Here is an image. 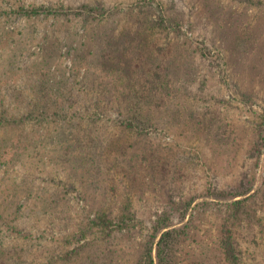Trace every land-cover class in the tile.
<instances>
[{"label": "rangeland", "instance_id": "1", "mask_svg": "<svg viewBox=\"0 0 264 264\" xmlns=\"http://www.w3.org/2000/svg\"><path fill=\"white\" fill-rule=\"evenodd\" d=\"M82 1L0 0V115L7 109L8 116H24L20 121L0 123V208L6 209L7 220L15 217L25 232L36 236L37 259L55 257L84 241H61L60 237L89 222L101 206L117 209L129 195L137 209V232L124 242L132 256L130 264H137L157 213L188 198L191 204L182 217L173 214L176 226L188 223L173 264H227L219 239L227 218L226 202L232 195L213 196L209 190L245 192L232 197H250L247 213L235 227L241 261L264 264V0H166L170 11L183 17L180 30L168 32L166 48L160 51L137 41L127 53L139 68L156 69L169 83L166 90L151 78L140 84L142 100L133 110L135 123L126 130L122 128L128 125L124 119L130 110L125 100L128 93L116 90L115 78L107 76L105 69L119 58L117 47L124 44L99 49L95 42L89 43L94 30L105 36L104 28L108 30L112 19L109 13L101 23L79 26L76 19L67 21L54 10L31 18L17 12L20 4L56 6ZM92 1H102L107 7L130 2ZM117 17L123 22L107 36L117 35L123 23L136 29L127 14ZM7 36L18 39L17 43L10 45ZM151 51L159 61L156 67L148 60ZM23 56L37 70L33 76L29 73L34 79L42 74V67L44 71L50 67L57 78L69 79L61 88L72 91L64 105L67 114L61 115L67 120L75 110H86L89 98H105L97 121L87 125L85 117L83 125L87 126L76 129L75 137L93 135L94 139H77V144H83L85 151L98 148L100 154L103 143L109 141L111 158L115 156L109 174L103 172V178L70 174L72 159L64 147H58L57 136L48 133L58 117L38 118L35 104L26 103L9 83L2 85L13 76L22 79L18 62ZM95 59L100 66L92 71L89 63ZM11 91L2 102V92ZM30 112L33 116L28 118ZM143 121V127L136 124ZM118 134H125L122 145L111 139ZM103 166L108 167L107 155ZM57 167L59 173L51 176ZM7 199L21 205L19 216L8 215Z\"/></svg>", "mask_w": 264, "mask_h": 264}, {"label": "trees", "instance_id": "2", "mask_svg": "<svg viewBox=\"0 0 264 264\" xmlns=\"http://www.w3.org/2000/svg\"><path fill=\"white\" fill-rule=\"evenodd\" d=\"M166 2V0H130L128 5H113L110 7H107L102 1L92 0H84L79 3H59L56 6L42 3L29 4L27 6L20 4L17 12L31 18L39 15L41 12L54 10L55 15L59 14L66 17L67 21L76 19L79 22V26L85 25L89 21L101 23V20L107 17L105 14L109 13L108 16L112 17V19L108 30L106 27L104 28L103 32L105 36L101 37L100 34L102 32L94 30V34H92L93 36L90 38L89 43L92 44L95 42L99 49H107L116 44V42H119L118 44H124H121L122 48L117 47L119 58L108 64L105 69L108 73L107 76H111V79L115 78L113 84L116 90H120L119 93H124L125 95L126 92L128 93L125 96V100L129 102L130 110H126L127 113H124L126 115L124 119L128 125L122 128V130H126L128 129L127 127L132 126V123H135L133 119L136 114L133 110L136 107L135 105H139L142 100L138 95L140 84L150 81L151 78L155 81L152 83H157L158 86H162L166 90L167 83H169L168 78L166 80V75L162 77L156 69L149 72L150 67L148 69L139 68L138 65L130 60L132 56L130 57L127 53L129 51V45L137 41L142 42V45L145 47L156 46L154 50L160 51L166 48L168 40L165 39L169 36L168 32L176 29L180 30L183 25V17L178 16V14H173L169 9L170 7L165 4ZM121 12L127 14V19L133 22L136 29L131 30L130 27L123 23V29L117 35L115 34L116 37L114 35L112 38L111 36L114 34L116 27H118L120 22H123V19L120 18V21L117 17ZM115 13H118V15L116 16ZM109 31H111V36H107ZM7 40H10L9 43L11 45L12 43L16 44L17 41L15 40L18 39L7 36ZM159 42L162 44L159 45ZM138 51L135 50L134 53ZM147 54L151 66H158L159 61H156L157 55L153 51ZM23 58V60L20 59L18 62L22 79L20 78L21 80H19L18 77L13 76L2 85L5 87L9 83L8 86L10 88L19 91V94L25 97L26 103L31 102L35 104L36 109H38V113H36L38 118L42 119L49 115L53 119L58 117L57 122L51 126L52 128L48 133L54 137L57 136L56 139L59 140L55 141L59 143L58 147H64L66 155L72 159V164L69 165L71 168L70 174L78 175L82 178L86 176L93 178V176L97 175L103 178V172L109 174L115 163L112 160L115 156L111 158V151L108 149L111 146L109 141L103 143V152L100 154L101 150L98 148L93 151H85L83 144H77V141H79L77 139H94L93 135L88 133L85 137L83 135H81V138L75 137L76 129H85L87 125L97 121L99 110L104 106L105 98L102 95L97 96L95 99L89 98L87 100L89 106L85 108L86 110H75L71 118L67 120L66 116L61 115L63 112L65 115L67 114L66 110H64V105L69 97H71L72 91L67 90L65 92L61 88H63L65 83H68L69 79L62 76L57 78L50 72V67H47V71H44L42 67V74L40 73L41 75L37 79H34L32 76L37 73V70L34 69L33 63L30 64V61L26 57L23 56ZM97 63L99 62L96 59L95 62L89 63L92 66L90 70L95 71L97 69L96 67L100 66V64L96 65ZM10 72L12 73L11 70ZM25 76H27L28 80ZM12 93V91L10 93L2 92L1 101H5ZM87 96L86 93L84 99ZM130 111L132 112L131 114H129ZM6 114H9L7 109L0 115V123H5V121H20L24 117L23 114L19 113L11 114L10 116ZM32 116L33 112L27 115L28 118ZM85 117H88L87 125H83V119ZM73 120L75 123H73ZM136 124L143 127L145 122H137ZM67 129L68 131H66ZM62 132L68 137L63 138L64 135H62ZM124 136L125 134H118L117 137L111 139H114L116 144L122 145L124 143L123 139H125ZM53 147L56 148L57 146L54 144ZM92 147L90 146V148ZM106 155L108 167L103 166L106 161ZM186 165L188 164L183 163V166ZM54 173H59L58 167L51 170V176H54ZM14 192L16 191L14 190ZM209 193L213 196H217L216 194H218L219 196L227 198L228 195H232L231 197L229 196L230 200L226 202L225 212L227 218L221 224L219 245L227 264H244L241 261L240 249L236 241L235 227L239 226L237 221L240 220V216L247 213L245 207L249 204L248 198L250 197L232 198L237 195H242L245 192L232 193L224 189L216 192L210 189ZM130 198L127 195L117 205V209L112 208L110 205L99 207L96 215L89 222L78 225L66 237H60L61 241L71 238L84 241L75 247L64 249L62 253L57 254L55 257L51 256L43 259H37V255L39 254L37 251L36 236L34 237L30 232H25V229L15 217L8 221L5 213L6 209L0 208V264H23L26 259L27 264H60L63 260L70 261L72 264H130L132 256H130L128 248L125 247L124 240L129 239L131 235L137 232V225L134 223L137 219V209L134 206L133 200ZM190 204V200L186 198L178 203L166 205L157 213L152 223V230L150 233H147L148 237L146 241L144 240L143 250L140 252L137 264L138 262L140 264V261L141 264L142 262L143 264H173L175 262L177 245L184 238L188 223H184L182 227L176 226L173 222V217L175 216L173 214H176L178 218L182 217V213ZM5 205L9 210L8 215L19 216L22 213L23 209H21V205L18 204L17 200L15 201V205L10 200ZM13 206L14 208H11ZM51 238L55 239V237ZM34 254V259L30 261L31 258L28 257Z\"/></svg>", "mask_w": 264, "mask_h": 264}]
</instances>
